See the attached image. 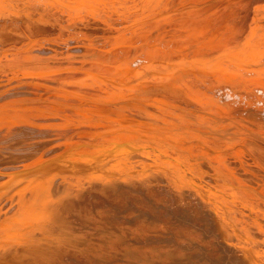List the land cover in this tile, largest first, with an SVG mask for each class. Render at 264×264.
<instances>
[{
  "label": "bare ground",
  "instance_id": "obj_1",
  "mask_svg": "<svg viewBox=\"0 0 264 264\" xmlns=\"http://www.w3.org/2000/svg\"><path fill=\"white\" fill-rule=\"evenodd\" d=\"M33 1H37L39 8L33 7ZM46 1L48 0H22L25 8L21 11L20 8L15 7L18 2V4L14 3L16 9H10L11 2L10 5L8 4V12L11 15L7 16H14L18 21L17 16L22 13L20 21L16 22L15 27L12 24L6 25L9 20L12 23L11 17L0 22V264H246L252 262L250 259L254 256H247V253H243L241 248H238L236 232L243 240L260 241L264 235H246L239 229L226 230L227 233L221 230L220 225L223 227L227 220V217L222 215L227 208L226 210L221 208L219 211L215 210L218 212L216 217L218 230L215 229L214 236L210 237L211 242H216L215 247H205L199 242V238L202 234L206 237L208 223L213 222L209 217L203 216V213L210 209L209 204L197 193L189 192L185 187L186 182L167 165L148 163L150 168L146 170L141 156V144L143 140L166 141L164 137L148 132L153 129L149 125L153 124L156 127V123L148 122L147 118L161 115L171 121L178 119L181 121L180 124L186 126L187 122H191L192 126H187L190 130L180 137L186 138L187 142L199 138L202 152L198 154H214L212 143L208 138L215 136V128H228L234 133L241 132L249 136L256 134L254 125L247 120L250 116L264 115V103H262L264 100L255 104L244 100L240 102L238 100L240 97L233 95L230 97L225 94L226 97L217 101L216 106H211L209 103L216 95L205 87L215 83L211 79L201 82L190 73L180 71L170 74L168 83L177 86L181 84L183 88L163 91L159 87L160 83L153 82L148 87L150 90H146L141 85L147 84L151 76L147 77V73L137 75L134 72V67L137 66L135 61H130V68L123 73L122 79L125 82L119 87L100 89L101 84L95 83L97 89L90 85L93 88L92 92L83 91L84 82L82 83L81 76L73 72L77 68L70 71L72 76L70 79L74 82L70 85L62 83L61 78L64 75L58 71L67 69L64 66L67 61L63 63L62 60L77 58L73 51L74 46L65 44L56 48L49 41L43 40L39 44H34L36 47H26L24 44L19 46L24 42L23 40L27 43L33 37L31 33L34 31L35 35L41 32L50 39L61 38L58 36L59 30L65 32L66 28L69 30L73 25L75 29L81 31V34L85 31L93 34L91 30L95 33V30H99L100 21H104L101 19L106 18V12L100 13L102 9L98 12L100 21L99 19L94 21L97 15L90 20L86 18L92 16L89 10L98 2L100 5L104 2L110 12L118 15L132 14L141 7L138 0H133L137 4L136 8L132 3L126 2L128 0H87L84 8L88 10V16L85 13V18L84 11L87 10L81 9L83 11L81 17V10L78 12L79 7L75 2L56 0L52 5L53 3ZM204 1L154 0L153 8L144 11V14L149 13L152 17L160 14L171 15L170 18L184 17L185 20L176 21L184 27L203 23L205 12L208 13L228 0H210L212 1L210 6H205ZM4 3L0 0V10H4L2 13L5 12L8 2ZM76 8L75 15L81 14L79 18V15L76 16L78 20L76 18L74 23V20H71L72 23L70 20V22L65 20L67 14H60V11L66 13L69 11L73 16ZM222 11H229L230 16L233 13L231 7L222 8ZM236 14L241 15L242 12ZM5 16L3 18H7ZM72 16L71 18L74 19ZM136 17L133 15L129 21L127 19L126 24L140 23L141 17L135 19ZM55 31L59 33L56 34ZM75 33L77 35V32ZM63 34L62 39L66 37L65 39L74 41H77V38L80 41H90L88 38L93 37L90 34L88 37L86 33H83L87 35L85 38L82 37L84 39L81 38L84 35L76 37L73 33H66V36ZM5 42L8 43L4 44ZM248 53L245 52L243 55ZM51 55H57V58L46 57ZM156 60L164 62L161 56H157ZM226 60L230 64L229 67H223V62L225 63ZM237 61L230 58L216 61L214 71L222 68L225 72L223 75L226 78H224L225 80L228 78V82L229 79L235 80L231 70L238 65L241 66V71L260 72V67L252 66L255 63L247 65L238 61L240 63L236 64ZM69 67L76 66L72 64L68 69ZM31 72L43 73V75L55 74L54 72L58 74L49 80H43L45 77L42 80L41 78L31 80L27 78ZM239 76L240 74L238 79ZM257 77L258 74L256 77L253 75L246 79L245 75H241L244 81L238 85L250 90V98L259 92H264V77L262 76V80ZM9 78L12 81L8 80L10 83H6ZM235 83L231 88H227L231 91L229 94L233 93L234 87L237 86ZM215 90L221 92L223 88L216 87ZM98 92L101 94H97ZM131 92L142 96L146 102L141 111L144 119L137 117L138 113L128 110L129 100L119 99L121 96L132 95ZM14 93L16 95H11ZM92 96H98L100 100H90ZM250 98L246 101L252 100ZM147 103L153 106L151 110L147 109ZM248 109L255 111L250 113ZM101 117L103 119H100ZM106 117H111V122ZM127 123H137L141 125V130L138 131ZM256 131L259 132V128H256ZM87 137L97 138L95 146L87 147L82 143L77 145L79 140ZM24 139L28 141L25 142ZM17 142L21 143L17 144ZM78 146L84 148L78 149ZM95 151H99L100 154H96ZM208 158L209 156L201 157L199 161L201 165L203 163L205 169L210 170L212 166L217 165L204 161ZM119 163L128 166L129 174L123 173V180H117L114 186L99 187L96 191L85 187L83 179L87 170L101 164L103 169L107 167L112 170L111 167ZM29 165L32 169L25 170ZM218 168L212 171L223 169L222 166ZM145 174H150L158 183V185L154 184V191H149V193L154 192L150 200L156 198L157 202L148 200L153 203L148 204V209L144 204L139 205L143 203L141 200L139 204L135 201L142 199L139 190L149 189L144 179L150 176ZM209 178H206V184L210 183ZM170 184L173 186L171 187ZM250 189L254 190L252 184L230 183L219 187V192L215 191L214 195L219 197L217 202L222 207L232 206L230 202L233 204L240 201L248 202L240 196L246 198V195L251 194ZM222 193H228L230 198L221 197ZM133 195L135 200L131 201V198L134 199ZM177 196L183 199L180 200ZM187 197L190 199L186 200ZM245 205L249 204L242 206L244 210ZM159 206L161 211L158 210ZM250 207L256 211L258 205L253 202L248 206ZM156 212L158 214L160 212L161 216ZM153 220L156 224L152 228L157 231L160 223L162 228H168L169 235L159 237L146 234L144 224H152ZM169 223L173 228L169 227ZM183 225H187L190 230ZM10 233H13V236ZM222 243L224 246L221 245ZM252 251L255 252L256 247L250 248V252ZM255 256L264 262L262 254Z\"/></svg>",
  "mask_w": 264,
  "mask_h": 264
},
{
  "label": "rangeland",
  "instance_id": "obj_2",
  "mask_svg": "<svg viewBox=\"0 0 264 264\" xmlns=\"http://www.w3.org/2000/svg\"><path fill=\"white\" fill-rule=\"evenodd\" d=\"M13 1L14 0L12 1L3 0V3L5 2L4 4L8 2L5 6L6 13L9 11L8 10L9 7L10 9L18 7V9L20 8V11L25 8L24 4L22 3V0L21 2L20 1L18 2V0L17 1L15 0L14 2ZM55 1L56 0H51V1L48 0L46 2L53 3ZM70 1H72L70 3L75 2L77 4V6L79 7L78 12L81 9H83L87 3V0H70ZM138 1L140 2L141 9L136 12L132 11L133 13L128 15H118L115 12H110L107 6H105L104 2H102L101 5L100 2H98L96 6H92L91 9L89 8L90 9L89 13H92V16L86 18L85 13L86 16H88L87 14L88 10L84 8L85 10H87L84 11V17L87 20H90V18L92 17L94 18L97 14L99 15L98 12L101 9L102 12L100 11V13L106 12L105 14H107L105 19H101L104 21H100L99 18L101 17H99L98 15L94 18V21L99 19L98 21L101 22L99 26V30L98 31L95 30V33L97 35L94 33V30H91L93 31V34L92 32L90 34L87 33L86 31L82 32L81 34V31L79 32L77 29H75L74 25L73 27L71 26L72 28L69 27L70 28L69 30L68 28H66L65 32L67 34L73 33V35L76 37L77 36L80 37L81 35H84L83 33H86L88 35L90 34L93 36L92 38L90 37V35L88 36L90 37L88 38L90 41H86V40L80 41V39L78 38L77 41H74L69 38L65 39L66 37L62 39L63 38L62 34L65 33L62 30H59L61 34L57 32L58 30L55 31L56 34L59 33L58 36H61V38L57 36L58 38H54V39L47 38V36H44L43 33L41 32L35 35V31H34L33 33H31L33 37L30 38V40L27 43L25 42V40H23L25 43L23 42L22 44L20 43L21 45L19 44L18 45L22 46L24 44L26 45V47L27 46L36 47L34 44H39L41 40L49 41L52 45H55L56 48H58L59 45H65V44L73 45L74 46L73 51L77 58H74L75 60H71L73 57L67 60L66 59L62 60V62L67 61L65 62L64 65L67 67V69L63 68L58 72L64 75L61 78V82L63 81L62 83L70 85L74 82L73 80L70 79L72 77L70 75V71L72 72V70H75L77 68V70L73 72L78 73L81 76L80 77L81 81L82 83L84 82L82 87L83 91L92 92L93 88L90 85H92L97 89L96 84H101L100 89L101 88L109 89L111 88V86L119 87L122 83L125 82L124 79H122L123 73L130 68V61H135V64L137 66L134 67V72L137 75L147 73V77L151 76V78H148L150 79V81L147 82V84L145 83L144 85H141L144 86L146 90H150L148 89V87L153 82L160 83L161 85L159 87H161L163 91L174 90V88L177 89H180L181 87L183 88L184 86H182L181 84L177 86V84L169 85L168 83V78L170 77V74L180 71V72L190 73L191 76L197 78L201 82H203L205 79H211V81L215 83L210 87L208 86L205 87V89H209L210 92H214L216 95L215 99L209 103L211 106H216L217 101H220L226 97L225 94L230 97L233 96H236L237 98L240 97L238 98L240 102H243L244 100L247 103L250 102L255 104V103H261V101L264 100L263 99L264 92H259L257 95L250 98V94H251L250 90H246L242 86L238 85L239 83L241 84L244 81V79L241 78V75H245L246 79H249V77L253 75L256 77V74H258L257 79L262 80V76L264 77V0H228L226 2H222L219 7L211 9L208 13L205 12L204 13L205 15L203 14V16H205L203 23L187 25L184 27L176 21L182 19L185 20L186 18L184 17L170 18L171 15L166 16L162 14L152 17V15H150L149 13L144 14V11L153 8L155 4L154 0H142V1L138 0ZM126 2L132 3V6L134 8L137 7V4L134 3L133 0H128ZM10 3L11 6L8 7V4L10 5ZM14 3L20 6L15 5ZM32 4L33 7L39 8L37 1H33ZM203 4L205 6H210L212 5V1L205 0ZM52 5H54V3ZM109 6L112 8L111 4ZM226 7H231L233 9V13H231L232 14L231 16L228 14L229 11H224V12L222 11V8L224 9ZM0 11H1L0 16L2 17L0 18L1 19L0 22H2V19L3 21L9 20L8 18H10L11 16L10 17L8 16L11 14L9 12L7 14L5 12L2 13V11L4 10H0ZM60 12H61L60 14L62 13L63 14L65 13L64 15L67 14L65 16L66 19L65 18L64 19L68 21L74 20L73 23L76 22L75 20L77 18L76 17L77 15H79L78 18L80 17L81 13H82L81 17L83 16L82 10L81 13L75 15V13L77 12V8L75 9V12L73 11V14L75 16L74 15L72 16L69 13V11H67V13L65 11L63 12L60 11ZM142 12L144 15L142 14ZM240 12H242L241 15L236 14ZM21 15L22 13L19 14V16H17L19 17L18 21H16L17 19L16 17L14 16L11 17L12 23L10 22L11 20H9L8 21L9 23L7 22L6 25L8 26L12 24L15 27L17 25L16 22L20 21ZM133 15L139 18L141 17L140 18L142 19L141 22L138 24H132V23L130 25L126 24V20L128 19L127 21H129V18H131ZM4 16L7 18H3ZM67 16L70 17L68 18ZM71 16L74 17V19L71 18ZM137 17L135 19H137ZM157 21H159V23H156ZM3 26H5V24ZM52 27L54 28V26ZM75 32H77V35ZM86 34L84 36H81V38L82 37L85 38V36H87ZM7 43L8 42H5L4 44ZM245 52H249V53L247 55H243ZM157 56L163 57L164 62L157 61L156 60ZM46 57L54 59L57 58V55H51ZM78 57L80 58L78 59ZM224 58L226 59L230 58L233 59V61L238 60L247 65L250 63H255L252 66L258 68L260 67V72L256 73L254 71L251 72L241 71V66L238 65V67H236L237 69L234 68L236 70L234 69H232L233 71L231 70V72H233L232 75L235 77V80L238 81V83L232 79L231 80L229 79L228 82L227 81L228 78L227 80H225L226 78L224 76L225 72L222 71L223 70L222 68L221 69L218 68L217 71L216 70L214 71L215 69L214 63ZM238 61L237 63L236 62L235 63L239 64L240 62ZM72 64H74V66L76 67L75 68L69 67L68 69V66L69 65L72 66ZM229 65L230 64L227 60L225 63L223 62V67L226 66L229 67ZM66 71L67 73H64ZM58 72H54L55 74L52 73L46 75H43V73L35 74L34 72H31L29 73V77L27 78H30L31 80L41 78L40 80H42L43 77H45L43 80L45 79L49 80L52 79L53 76L57 75ZM234 72L236 75L234 74ZM238 72L241 73L243 72V73L241 74ZM39 74H42L41 75L42 77L39 76ZM239 74L240 76L238 79ZM8 80L12 81V79L9 78L7 79L6 83L7 82L10 83V81ZM6 83L5 85H8ZM234 83L237 86L234 87L233 89L234 91L232 90L233 93L229 94V92L231 91H229L227 88L228 87L231 88ZM84 84L85 85L89 84V85L85 86ZM216 87L223 88V90L221 92H217L215 90ZM131 93L132 95L121 96V98L119 99L129 100L130 106H128V110L138 113L136 114L137 117H141L144 119L143 115L141 114V111L145 107L146 102H144L142 96H137L134 94V92ZM97 94L100 95L101 92H98ZM11 95H16V93ZM248 98L252 100L246 101V99ZM89 99L90 100L93 99L96 101L100 100L98 96H92V98ZM147 104H148L147 109L151 110L150 108H153V106L152 105L149 106V103ZM263 109H264V105H263ZM263 109L260 111V113L263 111ZM248 110L250 113H253L255 111L253 109H248ZM259 116L260 114L257 116H250L249 119L247 120V122L252 123L254 125L253 129L256 132V134L253 136H249L248 134H243L241 132L234 133L228 128H220V127L215 128L214 129L215 136L208 138V141L212 143L213 148L212 147L211 148H212V152L214 153V154L210 153L209 155L198 154L202 152V149L200 150V146H199V138H193L192 139L193 141L187 142L186 138L180 137V135H185V133L190 130L189 127L187 126H192L191 122H187V126H186L185 124H180L181 121H179L178 119H173V121H171L169 118H165L161 115H157L155 117L149 116L147 118L148 122L156 123V127L153 124L149 125L150 127H153V129L149 130L148 132L155 133L158 136L164 137L166 141L165 142H159V141L156 142L152 140L142 141L141 156L144 162L143 166L147 170L150 168L148 163L167 165L169 169L172 170V172L174 171L177 172L180 175L179 178L180 179L182 178V180L186 182L185 187L188 188L189 192L197 193L202 199H204L209 204L210 209L207 210L205 213H203V216L204 218L209 217V219H212L214 224L213 222L208 223V230L206 232V237L202 234V236L199 238V242L203 243L205 247H209V246L215 247L216 242H211L210 237L214 236L215 229L218 230V226L216 224V217L218 212H216L215 210L219 211L221 208L225 210L227 208L226 212L224 211L225 214L221 213L222 215H224L223 217L225 218L227 217L226 218L227 220L223 225L224 228L222 227V225H220V228H222L221 230H224L227 233V231L229 230L233 231L235 229H239L243 234L246 235L248 234L264 235V115L260 117ZM106 118L108 121L111 122V117H106ZM100 119L103 118L101 117ZM127 124H130V126L135 127L138 131L141 130V125L137 123H127ZM249 127H251V125H249ZM256 128H259V132L256 131ZM98 134L99 136H101L100 133ZM220 134H222V136H220ZM96 139L97 138L94 139L87 137L85 139L79 140L80 142H78L77 145L82 143L87 147H93L95 146ZM24 141L27 142L28 140L24 139ZM131 142H137V141L131 140ZM18 143L21 142H17V144ZM98 143L102 145L101 142ZM80 148H84V146H78V149ZM98 152L95 151L96 154H100V152L99 153ZM206 156H209V158L204 161H208L210 164L213 165L215 164L217 166L216 167L212 166L210 170L205 169L203 167V163L201 165L199 160L201 159V157H206ZM32 164L34 163L32 162ZM221 166L223 168L221 171L220 170L212 171L213 169H219L218 167ZM31 167L32 166L29 165L27 166V168H25V170H28L29 168L32 169ZM111 168L113 169L111 170L110 168L107 167H104L103 169L101 164L99 166H95L93 169L87 170V172L85 173V177L83 179V182L85 183V187L88 190L93 189L94 191H96L99 187L114 186L117 180L119 181L123 180V173L129 174L128 166H125L121 163L116 164L115 167H111ZM145 175L150 176L144 179V182L148 183L149 189L146 191H144L145 188L141 189L142 191L139 190L138 193H140L142 199L135 200V196L133 195L132 197L134 199L131 198V201L135 200L136 203L139 204L141 200L143 203L141 202L142 204L139 205L143 206L144 204V206H146L148 209L149 207L148 204H151L152 202L153 203L157 202L155 201L156 198H154V200H150L151 198H153L154 192L149 193V191L150 190L154 191L153 188L154 184L158 185V183L153 179V177H151L150 174H145ZM207 177H210L209 184L205 183ZM230 183L244 184V185L252 184L254 186V190L250 189L251 194L246 195V198L245 196H240V198L242 197L244 199H247L248 202L243 201L244 202L243 203L242 201L240 202L238 201L239 203L235 202L234 204L233 202H230L232 206L224 205V207H222V205L217 202V199H219V197L218 198L215 197L214 192L215 191L219 192V187L228 185ZM170 186L172 187L173 184H170ZM174 191L177 192V190ZM227 195L228 193L227 194L222 193L221 197H224L226 199H228V197L230 198V196ZM177 197L180 198V200L183 199V198L181 199V197L179 196ZM189 197H191L190 194ZM189 197L185 199L188 200L190 199ZM148 200L152 202L150 203ZM253 202L258 205L256 211H254L251 207L248 208V206L250 204H253ZM246 203L249 205L248 206L245 205L246 208L244 210V207L242 208V206H244V204ZM184 205L187 206L186 204ZM206 207L208 208V206ZM158 210L161 211L160 206ZM157 212L156 214L159 215L160 212L159 214ZM126 213L128 214V212ZM90 215L94 216V214L93 215L90 214ZM155 224L156 223L154 220L152 224L151 223L144 224L146 227L145 233L151 236H159V237H162V235H169L168 228H162L160 223H158L159 227L157 228V231L154 228H152V226ZM185 226L187 225H183V227ZM169 227L173 228L171 224ZM185 228H183L184 231ZM186 229L190 230L188 226ZM198 233L199 232H196V234ZM237 233L238 232H236V241L238 248L240 247L243 253H247V256L248 255L254 256L253 258L250 259V261L252 262L249 263L246 262V264H264V262L261 259H257L258 257L255 256L256 254L257 255L262 254V256H264V236L261 237L260 241L243 240L240 238V236H238L239 234ZM10 234L13 236V233ZM227 242L231 243L230 241ZM221 245L224 246L223 243ZM252 247H256L255 252L254 251L250 252V248Z\"/></svg>",
  "mask_w": 264,
  "mask_h": 264
}]
</instances>
